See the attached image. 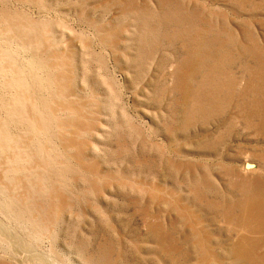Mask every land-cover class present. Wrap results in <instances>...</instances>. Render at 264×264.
Instances as JSON below:
<instances>
[{
  "label": "rangeland",
  "instance_id": "374dc122",
  "mask_svg": "<svg viewBox=\"0 0 264 264\" xmlns=\"http://www.w3.org/2000/svg\"><path fill=\"white\" fill-rule=\"evenodd\" d=\"M0 264H264V0H0Z\"/></svg>",
  "mask_w": 264,
  "mask_h": 264
},
{
  "label": "water",
  "instance_id": "95a60500",
  "mask_svg": "<svg viewBox=\"0 0 264 264\" xmlns=\"http://www.w3.org/2000/svg\"><path fill=\"white\" fill-rule=\"evenodd\" d=\"M253 164H254V163L245 162V166H246V167H248V166L252 167Z\"/></svg>",
  "mask_w": 264,
  "mask_h": 264
},
{
  "label": "bare ground",
  "instance_id": "6f19581e",
  "mask_svg": "<svg viewBox=\"0 0 264 264\" xmlns=\"http://www.w3.org/2000/svg\"><path fill=\"white\" fill-rule=\"evenodd\" d=\"M78 106H79V105H78ZM76 108H77V107H76ZM79 110H80V109H79ZM79 123H80V122H79ZM77 124H78V123H77ZM78 125H79V127L81 126L80 124H78ZM78 125H77V126H78ZM75 126H76V125H75ZM81 127H82V126H81Z\"/></svg>",
  "mask_w": 264,
  "mask_h": 264
}]
</instances>
